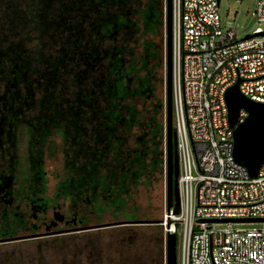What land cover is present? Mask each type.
Segmentation results:
<instances>
[{
	"label": "trees",
	"instance_id": "16d2710c",
	"mask_svg": "<svg viewBox=\"0 0 264 264\" xmlns=\"http://www.w3.org/2000/svg\"><path fill=\"white\" fill-rule=\"evenodd\" d=\"M54 1H29L23 13L58 45L21 57L31 71L34 60L43 64V80L64 104L50 108L67 170L57 185L93 194L97 208L102 200L114 205L163 171L162 46L153 39L162 31V0H58L55 8ZM57 148L49 140V156Z\"/></svg>",
	"mask_w": 264,
	"mask_h": 264
},
{
	"label": "built area",
	"instance_id": "2783aa9c",
	"mask_svg": "<svg viewBox=\"0 0 264 264\" xmlns=\"http://www.w3.org/2000/svg\"><path fill=\"white\" fill-rule=\"evenodd\" d=\"M220 0H171L172 126L178 158L179 209L159 225L181 238L176 264H264V226H233L222 218L264 217V163L255 176L235 160L224 94L264 101V28L239 35L225 26ZM255 19L264 21V0ZM247 112L239 109L238 120ZM165 120L163 171L166 175ZM166 205V204H165ZM165 245V244H164Z\"/></svg>",
	"mask_w": 264,
	"mask_h": 264
},
{
	"label": "flooded vegetation",
	"instance_id": "af4514ba",
	"mask_svg": "<svg viewBox=\"0 0 264 264\" xmlns=\"http://www.w3.org/2000/svg\"><path fill=\"white\" fill-rule=\"evenodd\" d=\"M14 50L0 46V73H3L0 80L4 78V85L0 87V246L40 238L39 244H22V249L29 250L26 253L34 251L30 255L35 257L29 264H165L163 236L157 240L158 244H153L151 254L144 252L143 244H139V248L138 244L132 247L122 242H82L86 238L84 231L149 223L148 217H137L128 204L131 191H122L123 201L110 209L106 208L104 200L100 201L104 206L97 208L93 194L64 193L62 186L57 185L62 177L53 193L45 191L48 179L44 161L58 155L63 139L58 133V120L51 114H25L24 108L32 107L33 99L30 94H21L16 86L23 82L30 87L24 73L31 69ZM35 68L32 71L43 77V68ZM163 104L164 101L162 108ZM52 139L58 143V148L51 157L48 142ZM17 149H23L24 153ZM106 213L110 218L105 219ZM13 247L7 256L0 258V264H7L6 260L16 264L21 252H14ZM131 247L132 253L129 252Z\"/></svg>",
	"mask_w": 264,
	"mask_h": 264
},
{
	"label": "rangeland",
	"instance_id": "374dc122",
	"mask_svg": "<svg viewBox=\"0 0 264 264\" xmlns=\"http://www.w3.org/2000/svg\"><path fill=\"white\" fill-rule=\"evenodd\" d=\"M32 0H0V46L7 48H14L16 53L29 55L31 50L40 48L43 46L45 52H52L53 49L58 45L57 41L50 43L47 37V34H41L38 27L33 28L32 20L29 21V13L25 11L26 4ZM36 0H33L35 2ZM257 0H220L218 12L221 17V21L225 26L233 27L238 31L239 35H243L247 32H251L255 27L260 26L264 28V21L258 22L253 15V11L256 7ZM59 1L55 0L53 2V7H58ZM27 11V9H26ZM26 17V23H25ZM42 17L40 20L42 21ZM36 20V19H35ZM34 20V22H35ZM40 35V37H38ZM153 39L162 46V31L160 35H153ZM49 42V44L45 42ZM45 43V45H44ZM20 46L21 49L16 48ZM32 66H39L38 69L41 70L43 64L37 63L34 60L31 63ZM25 74V81L31 83L30 87L27 88L23 82L17 84L20 93L23 95H31L33 99L32 107H25L24 112L26 115H37L41 113H51L53 104L59 105V108H62L64 105L62 102L59 104L58 100L54 99V96L57 89L51 91V86L43 80L42 76H37L39 73L33 71H27ZM161 79L158 82L157 93L162 97L164 101V62L161 63L159 67V72ZM3 73H0L2 77ZM24 77V76H23ZM0 80V87L4 85V78ZM47 84V85H46ZM49 97H52V100H49ZM53 103V104H52ZM51 108V109H50ZM159 115L164 122V109L160 111ZM58 139V138H57ZM64 146H67L64 145ZM20 153H24L23 149H17ZM62 146L59 148L58 155L49 158L44 161V166L46 168L47 176V193H53L54 188L57 186L56 183L63 175L66 174V168L63 166V153ZM130 196L127 198L129 205H132L133 210L135 211L137 217L139 218H149V223L135 224V225H126L119 227H102L94 230L84 231L86 238L82 242L85 244H143V250L148 254H151L153 244H158L157 240H161L163 236V229L159 225V219L162 211L166 210L165 205V173H156V176L151 179L150 183H137L133 185L130 192ZM103 201V200H102ZM109 203H106V208H111ZM130 210V208L128 209ZM110 211V210H109ZM110 218L109 214H105V219ZM151 222V223H150ZM233 226H264V221H254V222H234ZM122 227V229H121ZM181 238L180 231L176 234V246ZM40 238L27 239L22 241H17L10 243L9 246H0V258L7 256L10 248H16L15 251L20 250V254L16 257V264H29L35 256L27 252V250L22 249V244H39ZM89 239V240H88ZM95 239V241H94ZM66 241V240H65ZM95 242V243H94ZM61 241H59V244ZM21 244V245H18ZM164 244V243H163ZM34 248V246H32ZM134 247V246H132ZM132 247L129 252L132 253ZM20 248V249H19ZM141 248V246H139ZM29 251V250H28ZM108 251V250H107ZM35 249V253H37ZM110 252V251H109ZM109 254H112L109 253ZM35 255V254H34ZM31 259V260H30ZM5 259H2V262ZM6 260L7 264H11ZM2 264V263H1ZM39 264V263H36ZM45 264V263H43Z\"/></svg>",
	"mask_w": 264,
	"mask_h": 264
},
{
	"label": "water",
	"instance_id": "95a60500",
	"mask_svg": "<svg viewBox=\"0 0 264 264\" xmlns=\"http://www.w3.org/2000/svg\"><path fill=\"white\" fill-rule=\"evenodd\" d=\"M162 62H164V119L166 141V175L165 204L173 205L174 211L179 209V192L177 186L178 158L176 151V135L172 126L171 97V0H162ZM239 79L227 87L224 98L228 108V119L232 128L233 149L236 161L244 165L250 176H255L264 163V101H257L244 95L238 86ZM247 114L238 120L239 109ZM221 221H264L257 218H222ZM165 264H176L175 233L168 232L164 241Z\"/></svg>",
	"mask_w": 264,
	"mask_h": 264
}]
</instances>
